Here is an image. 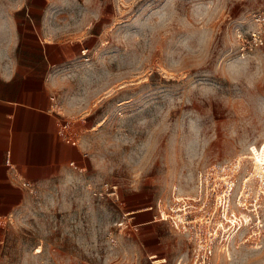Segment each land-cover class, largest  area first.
I'll use <instances>...</instances> for the list:
<instances>
[{"label": "rangeland", "instance_id": "1", "mask_svg": "<svg viewBox=\"0 0 264 264\" xmlns=\"http://www.w3.org/2000/svg\"><path fill=\"white\" fill-rule=\"evenodd\" d=\"M56 44L79 161L0 264H264V0H0V68Z\"/></svg>", "mask_w": 264, "mask_h": 264}, {"label": "crops", "instance_id": "2", "mask_svg": "<svg viewBox=\"0 0 264 264\" xmlns=\"http://www.w3.org/2000/svg\"><path fill=\"white\" fill-rule=\"evenodd\" d=\"M69 53L56 44L48 52L32 53L39 68H0V213L24 206L32 188L54 182L72 161H79L75 144L63 135L57 110V67Z\"/></svg>", "mask_w": 264, "mask_h": 264}, {"label": "built area", "instance_id": "3", "mask_svg": "<svg viewBox=\"0 0 264 264\" xmlns=\"http://www.w3.org/2000/svg\"><path fill=\"white\" fill-rule=\"evenodd\" d=\"M262 33L259 32L257 34L252 35L249 43L246 45L249 49L253 48L254 46H258L260 44H263V40H262ZM227 186H229V182H227ZM232 188V186H230ZM229 187V188H230Z\"/></svg>", "mask_w": 264, "mask_h": 264}]
</instances>
